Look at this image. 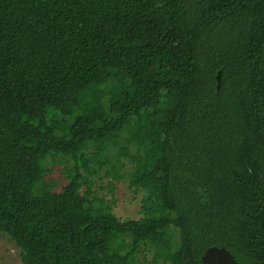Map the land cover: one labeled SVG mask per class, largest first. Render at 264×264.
Listing matches in <instances>:
<instances>
[{
	"label": "trees",
	"instance_id": "1",
	"mask_svg": "<svg viewBox=\"0 0 264 264\" xmlns=\"http://www.w3.org/2000/svg\"><path fill=\"white\" fill-rule=\"evenodd\" d=\"M123 169L137 220L92 190ZM0 232L22 264H264V0H0Z\"/></svg>",
	"mask_w": 264,
	"mask_h": 264
},
{
	"label": "rangeland",
	"instance_id": "2",
	"mask_svg": "<svg viewBox=\"0 0 264 264\" xmlns=\"http://www.w3.org/2000/svg\"><path fill=\"white\" fill-rule=\"evenodd\" d=\"M120 77V76H119ZM112 85L102 88L98 91L97 95L100 100L108 102L112 96ZM111 107L115 106V103H110ZM59 118V117H58ZM91 158V157H90ZM60 159L46 160L44 166L50 170L44 178L45 182L52 184L54 191H58L60 187L65 184V179L62 174L64 164H60ZM68 165L71 164L68 162ZM127 171L123 169L121 171L122 178L118 180H112L104 175V171L101 172L100 177L93 178L92 190L98 199H101L103 205H110L113 216L119 219H132L137 220L143 216L141 211V198L142 193L134 194L128 187V182L124 178ZM113 188V189H112ZM147 264L150 263L152 258L151 254H146ZM158 258L161 264H174L173 256L171 254L164 255L159 254ZM0 264H22L21 251L15 245V243L4 233L0 232Z\"/></svg>",
	"mask_w": 264,
	"mask_h": 264
},
{
	"label": "water",
	"instance_id": "3",
	"mask_svg": "<svg viewBox=\"0 0 264 264\" xmlns=\"http://www.w3.org/2000/svg\"><path fill=\"white\" fill-rule=\"evenodd\" d=\"M220 72L217 74V84L219 87ZM203 264H237L234 257L224 247H210L201 257Z\"/></svg>",
	"mask_w": 264,
	"mask_h": 264
}]
</instances>
